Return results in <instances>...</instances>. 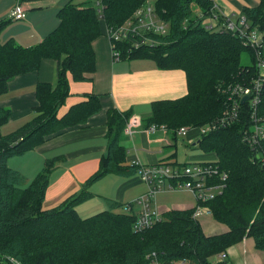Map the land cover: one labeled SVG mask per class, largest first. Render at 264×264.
<instances>
[{"label": "trees", "instance_id": "obj_1", "mask_svg": "<svg viewBox=\"0 0 264 264\" xmlns=\"http://www.w3.org/2000/svg\"><path fill=\"white\" fill-rule=\"evenodd\" d=\"M99 1L100 13L91 4L68 0L57 12V26L33 46L23 47L12 39L0 41V95L6 93L10 79L37 71L43 59L59 63L56 85L39 82L35 87V116L8 134L0 130V264H14L11 259L19 264H149L151 260L211 264L212 257L246 237L254 240L257 250L264 251V140L258 146L243 140L250 118L246 102L240 106L237 121L217 124L192 143L205 154H215V161L170 164L175 169L210 165L217 171L210 184L223 185L204 206L216 222L227 227L219 234L203 232L199 217H193L196 206L159 212L160 221L141 230L133 229L142 208L138 202L137 213L131 204L118 202L88 217L76 212V206L91 197L88 186L105 175H138V167L125 162L126 152L120 145L129 114L116 109L107 112L109 142L98 170L79 193L57 207L41 210L55 160H46L25 186V177L8 166L10 158L21 157L50 138L85 125L100 111V97L89 94L58 115L69 94L70 78L87 81L95 70L92 42L101 34L100 25L109 29L122 26L146 2L152 1L168 29L165 34L146 35L155 43L151 46L133 49L129 40L116 43L120 60L149 59L160 70H182L187 86L181 98L153 101L147 126H164L176 137L181 127L212 124L227 109L232 89L249 85L256 75L253 52L237 36L205 27L199 13L209 14L210 0ZM243 14L264 38V0H257L254 7L245 6ZM10 21L0 20V31ZM243 54L248 59L244 64ZM255 115L264 121V80ZM9 118V109L0 107V129ZM123 207L128 212L122 211Z\"/></svg>", "mask_w": 264, "mask_h": 264}, {"label": "crops", "instance_id": "obj_2", "mask_svg": "<svg viewBox=\"0 0 264 264\" xmlns=\"http://www.w3.org/2000/svg\"><path fill=\"white\" fill-rule=\"evenodd\" d=\"M221 1L227 4L226 8L223 7L225 13L234 15L240 13L243 6L257 5L256 0ZM18 2L24 7L26 16L15 21L19 24L15 30L2 29L0 41L12 39L20 46L29 47L39 43L57 26V12L68 0H9L10 9ZM85 2L91 4L93 0H76L75 3ZM100 29V36L92 42L95 70L87 81H73L70 78L69 94L64 104L58 108V115H63L70 106L84 100L89 94L100 97V111L90 116L85 125L70 128L14 159L12 165L8 163V166L17 169L26 179H32L42 169L46 160H55L41 204L43 211L53 209L79 193L86 180L98 170L102 158L107 153L109 142L106 126L109 109L128 113L129 117H135L137 120V124L131 126V134H128L124 127L121 135L120 145L126 152L125 162L128 165L134 162L142 166H152L216 160L215 154L210 153V157L209 154L200 155L196 159L180 162L176 159L177 145L171 132L162 128L154 132L148 131L147 120L151 116L150 105L153 101L177 99L186 95L185 73L182 70H160L154 61L149 59H114L111 41L106 35L104 24L100 25ZM58 69L59 63L56 60L43 59L37 71L18 75L8 81L6 93L0 95V107L10 111L8 122L0 129L2 134L14 131L35 116L33 110L36 104L35 87L39 82L55 86ZM194 137L195 133L191 131L187 133L191 149L199 150L192 144ZM192 157L194 156L189 158ZM100 180L96 186L90 185L87 188L91 195L87 202L92 204L97 212L105 210L106 205L108 203L110 205L111 202H118L124 206L131 204L133 208L148 189L139 175L122 177L111 173ZM98 197H103L107 202H97L100 206H95L96 203L92 202H96ZM154 198L151 199V206L153 209H159L160 213L169 209H189L187 206L177 204L169 208L165 206L157 208L153 206V203L156 204ZM102 208L104 209L100 210ZM225 231L227 229L215 234ZM226 254L223 261L217 259L221 264H264V251L255 248L251 237H246L229 247ZM215 259V256L210 259L211 264L220 263Z\"/></svg>", "mask_w": 264, "mask_h": 264}, {"label": "built area", "instance_id": "obj_3", "mask_svg": "<svg viewBox=\"0 0 264 264\" xmlns=\"http://www.w3.org/2000/svg\"><path fill=\"white\" fill-rule=\"evenodd\" d=\"M95 7L98 12H101V4L99 0H95ZM26 11L21 3H16L10 13V20L18 21L24 19ZM133 17V18H132ZM235 17V16H234ZM216 18V17H215ZM228 26L224 25V28H220L221 25L215 21L206 24V28L209 30L225 29L240 40V43L247 48H252L254 52V58L256 62L257 72L255 77L250 81L249 85L236 86L228 94L226 106L227 109L222 116L199 131V135L206 134L209 130L214 129V126L219 125H231L238 120L240 115V100L245 94H249V98L246 100L249 106V127L255 125V129L247 128L243 133L244 142L258 146L261 140H264V121L261 118L256 117L255 109L260 101V88L262 81L264 80V38L262 34L252 27L249 21H246L244 17H235L234 20H228ZM168 29V24L162 21L156 14L154 6L149 2H146L143 6L138 8L134 14L124 23L122 26L116 28H107L106 35L109 37L112 45V55L114 59L120 58V53L116 49V43L120 41L129 40L132 43L133 48H139L142 45H153V39L146 37L148 34H165ZM133 40H131V39ZM137 124L135 117H129L125 128L128 134H131V126ZM252 125V126H253ZM158 128H164V126L149 125L148 131L154 132ZM190 131L188 128H180L177 134L185 136ZM264 162V156L262 158ZM132 165L138 167L139 177L147 184L148 189L145 194L140 196L138 204H140L141 211L136 223L133 226L135 230L144 229L147 226L160 221L158 213L151 207V199L157 193L167 189L164 187L166 180L173 181V188L176 185V189H189L195 193L197 201L206 203L215 198L216 194H219L220 188L223 184L211 185L210 181L214 180L212 175L217 171L210 165L191 167L185 166L181 169H175L170 165L156 164L152 166H142L138 162H134ZM207 178V180H206ZM225 177L220 178L223 180ZM172 188L171 186H169ZM168 190V189H167ZM204 206V205H203ZM197 206L193 217L197 218L202 212H208L207 208ZM226 252L217 255L219 260L226 258ZM11 261L15 262L11 259ZM19 264V263H18ZM149 264H159L155 260H151ZM176 264V263H175ZM184 264V263H179Z\"/></svg>", "mask_w": 264, "mask_h": 264}, {"label": "rangeland", "instance_id": "obj_4", "mask_svg": "<svg viewBox=\"0 0 264 264\" xmlns=\"http://www.w3.org/2000/svg\"><path fill=\"white\" fill-rule=\"evenodd\" d=\"M238 1H240V0H238ZM73 2H76V0H73ZM210 2L212 3V8H211V11L209 12V14H204L203 12L199 13V16L201 18H203L204 23H206L207 25H208L209 22L215 21V19H216V23L221 25L220 28H224L223 24L228 26L227 23H229L228 22L229 19L230 20H234L235 17H237V18L238 17L246 18L244 16V14H243V8L245 6H243L241 8L240 13L234 15L232 13H225V9L224 8H226L227 4L222 2L221 0H217L218 3L215 0H210ZM149 3L152 4V1H150ZM9 4H10L9 0H0V20H4V19H7V18H10V13L12 11V8L10 9V5ZM91 5L95 6V0H93V3H91ZM246 21L248 22L247 19H246ZM126 22H127V20L124 23H126ZM18 25L19 24L17 22L11 21V22L8 23V25H6V27L4 29L7 28L6 31H13V30H15V27H18ZM4 29H3V31H4ZM105 29H107V28H105ZM223 30L227 31L225 29H222V31ZM111 47H112V45H111ZM131 48H132V43H131ZM131 48H129V50ZM133 49H137V48H133ZM248 49L251 50L252 52L255 51L252 48H248ZM263 54H264V52H263ZM253 57H254V52H253ZM241 60H242L243 64L248 62L247 56L244 55V54H243ZM255 67H256V62H255ZM256 71H257V68H256ZM245 104H247V102ZM207 125L205 124V125L200 126V127L184 126V127H181V128H188V129H190L191 133H193V134L195 133L196 137L193 138L192 143H196L199 140V137H200L199 131L201 130V128L203 129L204 126H207ZM252 125L249 128H251V130H254L256 126L255 125L252 126ZM163 129L166 130L165 127ZM175 142H176V145H177V157H176V159L178 161H180V162L189 161L190 159H196L200 155H207V154L201 152L200 150L191 149L190 144H189V140L187 139V135L182 136V135L177 134L176 137H175ZM191 156H194V157L189 158ZM208 156L210 157V153H209ZM17 158L18 157H16V156L10 158L8 160V163L10 165H12V163H14V159H17ZM13 169H15V168H13ZM15 170H17V169H15ZM30 181H31V179H26V177H25V181H24L23 186L27 185ZM100 181L101 180H98V181L92 183V185L96 186L97 185L96 183H98ZM172 185H173V181L166 180L164 187L167 188L168 190H163V191L157 193L156 195H154L155 198L153 200L156 202V204L153 203L154 207L158 208V206H160L162 208L163 206H165V207L169 208L172 205L177 204V206H187L188 208L195 207V206L196 207L199 206V207L207 208L206 206H203L204 203H202V201L201 202L197 201V199L195 198V193L193 191H191L189 189H185V188L179 190V189H176V185L174 186V188H173ZM169 186H171L172 188H170ZM103 201L107 202V201L104 200L103 197H98L96 202L93 201L92 203H96L95 206H100L98 203H102ZM105 208L106 209L110 208L109 203L106 205ZM103 209L104 208H102L100 210H103ZM76 210H77V213L80 216H90V215H92V214L97 212V211H95L96 209L95 210L93 209V205L89 204L87 202V200L82 202V203H80L79 205H77L76 206ZM138 210H139V205L138 204L134 205L133 209H132L133 213H137ZM154 210L157 213H159V211H158L159 209L157 210V209L154 208ZM207 210H208V212H205L206 211L205 210L204 212H202V214H200L199 218L197 219L198 222L201 225V228H202L203 232L205 234H212V233L215 234L217 232H221L223 229H227V227L225 225H222V224L216 222L212 218V216L210 214H208L209 213V209L208 208H207ZM123 211L124 212H128L127 207H124ZM217 259H218V257L216 256L215 261H218ZM223 260H221V261H223ZM218 262H220V261H218ZM14 264H18V263H14Z\"/></svg>", "mask_w": 264, "mask_h": 264}, {"label": "water", "instance_id": "obj_5", "mask_svg": "<svg viewBox=\"0 0 264 264\" xmlns=\"http://www.w3.org/2000/svg\"><path fill=\"white\" fill-rule=\"evenodd\" d=\"M248 98H249V94H245V95L241 98L240 103H241V104H244Z\"/></svg>", "mask_w": 264, "mask_h": 264}]
</instances>
